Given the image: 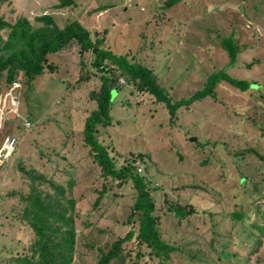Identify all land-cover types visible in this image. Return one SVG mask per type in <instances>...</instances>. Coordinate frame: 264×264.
I'll list each match as a JSON object with an SVG mask.
<instances>
[{
    "label": "rangeland",
    "instance_id": "obj_1",
    "mask_svg": "<svg viewBox=\"0 0 264 264\" xmlns=\"http://www.w3.org/2000/svg\"><path fill=\"white\" fill-rule=\"evenodd\" d=\"M73 1L55 7L56 0H0V16L12 22L23 15L38 25L34 16L47 12L58 26L75 18L104 46L151 68L172 99L190 94L220 68L247 81L240 89L220 80L215 96L170 116L162 102L118 77L111 123L97 125L96 136L116 164L142 154L135 166L154 200L159 234L176 246L169 264H264V0H176L166 7L163 0ZM230 33L238 51L228 64L220 40ZM47 58L53 70L31 88L20 78L11 91L18 114L0 122V152L6 135L16 140L13 151L0 156V264H19L15 257L29 253L34 239L20 214L18 191L25 193L30 179L19 165L62 184L63 197L75 200L70 264H94L99 248L130 225L131 182L102 177L81 139L83 118L94 105L90 91L98 84L91 54H80L70 41ZM8 85L1 78L0 93ZM39 188L53 192L45 182ZM177 204L194 211L174 213ZM123 245L125 261L138 249V264L155 263L135 239Z\"/></svg>",
    "mask_w": 264,
    "mask_h": 264
},
{
    "label": "trees",
    "instance_id": "obj_2",
    "mask_svg": "<svg viewBox=\"0 0 264 264\" xmlns=\"http://www.w3.org/2000/svg\"><path fill=\"white\" fill-rule=\"evenodd\" d=\"M175 1L163 0L162 6H169ZM73 2L56 0L54 6L62 7ZM34 18L40 22L38 25H33L23 15L16 16L12 22L0 16V31L5 29L4 35L0 33V80L3 78L5 84H8L12 79L21 78L24 87L29 88L31 82L39 75L53 70L54 66L48 60L47 54L58 51L70 41L77 44L80 54L89 51L91 54L89 64L98 72L96 75L98 84L90 91L94 105L83 118L81 139L91 152L102 177L115 179L119 183L130 181L134 190L127 217L129 227L122 235L112 239L107 248H99L94 264H138L136 261L140 254L138 249L135 251V258L127 257L125 261L123 257L125 254L123 242L130 238L135 239L137 246L143 244L150 257H156L154 264H169L170 253L176 246L161 238L159 234L154 200L143 174L138 172L134 164L135 159L142 158V154L130 153L122 162L116 164L108 146L100 142L96 136L97 125L111 123L109 113L111 90L117 88V78L122 77L136 89L152 95L155 101L162 102L171 116L179 106L187 105L206 95L215 96L214 87L220 80H225L240 89L247 87V81L233 77L225 69L220 68L207 73L202 85L190 94L172 99L167 90L157 82L151 68L141 62L130 60L127 53H116L104 46L101 37L94 33L92 35L77 19H69L58 26L50 13H40ZM220 45L226 50L228 64L232 63L238 47L232 42L231 33L221 38ZM18 168L30 179L28 190L25 193L18 191V199L22 203L21 218L25 219L31 228L34 239L30 252L18 254L15 260L19 264H70L77 233L72 216L75 200L64 198V186L46 177L42 172L20 165ZM40 182L47 183L53 192L51 194L41 192ZM66 187H71V181L67 182ZM103 192L102 184L93 205L99 201ZM171 207L174 213L179 215L194 211L191 206L177 204ZM233 215L236 218L240 217L235 211L232 212ZM260 243L261 239L257 237L256 246Z\"/></svg>",
    "mask_w": 264,
    "mask_h": 264
},
{
    "label": "built area",
    "instance_id": "obj_3",
    "mask_svg": "<svg viewBox=\"0 0 264 264\" xmlns=\"http://www.w3.org/2000/svg\"><path fill=\"white\" fill-rule=\"evenodd\" d=\"M119 80L122 81V77H119ZM18 85L19 81L17 79H12L9 82L7 88L3 91V93H0V122L1 120H4L9 117H14L18 114L17 101L15 100V98L12 97L11 93V91ZM3 141L4 142L0 152V156L5 158V153H11L13 151L16 140L15 137L6 135ZM134 164L137 165L135 161ZM136 168L137 170H139L138 166H136Z\"/></svg>",
    "mask_w": 264,
    "mask_h": 264
},
{
    "label": "water",
    "instance_id": "obj_4",
    "mask_svg": "<svg viewBox=\"0 0 264 264\" xmlns=\"http://www.w3.org/2000/svg\"><path fill=\"white\" fill-rule=\"evenodd\" d=\"M191 139H193V140H194V138H191Z\"/></svg>",
    "mask_w": 264,
    "mask_h": 264
}]
</instances>
